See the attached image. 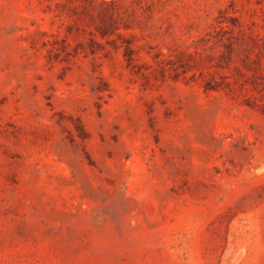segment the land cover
Wrapping results in <instances>:
<instances>
[{
	"label": "rangeland",
	"instance_id": "1",
	"mask_svg": "<svg viewBox=\"0 0 264 264\" xmlns=\"http://www.w3.org/2000/svg\"><path fill=\"white\" fill-rule=\"evenodd\" d=\"M224 18L263 43L264 0H0V264H264V115L204 88L242 80Z\"/></svg>",
	"mask_w": 264,
	"mask_h": 264
},
{
	"label": "trees",
	"instance_id": "2",
	"mask_svg": "<svg viewBox=\"0 0 264 264\" xmlns=\"http://www.w3.org/2000/svg\"><path fill=\"white\" fill-rule=\"evenodd\" d=\"M113 6V1H101L99 4L101 10L113 8ZM99 16L100 22L97 24L96 31L102 39L109 37H117V39H120L122 35L119 33V30L121 28L124 30L129 29V26L120 19L112 18V16L107 18L104 13H100ZM224 21L225 18L217 21V24L214 26V31L218 32V34L221 31H228L227 33L230 35L227 37H224L225 35L222 34L216 36L217 42L223 46L224 50L221 51L219 61L214 66L218 69H231V63L237 58L239 65L234 66L233 70L242 80L233 77L229 81V76H221V81H215L213 79L206 81L204 88L206 90L234 92L237 89H242L244 86L251 85L256 95L252 94L251 99L247 98L245 104L252 109L260 111L264 115V41L259 45L255 37H252L250 33H246L241 27L242 24L239 19L234 18L230 26L227 25L226 28L222 26ZM234 29H237L236 34L233 33ZM125 43L126 46L124 47L123 55L129 62L132 54L131 42ZM89 47V54H94L96 50L93 40H90ZM83 51L87 55V50L84 49ZM75 53L77 54V52ZM256 79H260L262 82H257Z\"/></svg>",
	"mask_w": 264,
	"mask_h": 264
}]
</instances>
